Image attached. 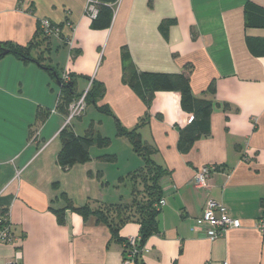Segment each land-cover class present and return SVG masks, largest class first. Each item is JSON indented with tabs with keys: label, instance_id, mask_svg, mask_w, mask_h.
Wrapping results in <instances>:
<instances>
[{
	"label": "crops",
	"instance_id": "obj_1",
	"mask_svg": "<svg viewBox=\"0 0 264 264\" xmlns=\"http://www.w3.org/2000/svg\"><path fill=\"white\" fill-rule=\"evenodd\" d=\"M89 1L0 0V42L27 46L43 19L73 37L72 49L52 37L43 64L75 76L76 95L93 81L103 86L97 103L70 127L78 136L91 129L110 142L93 145L85 163L62 168L67 115L59 109V85L34 61L0 57V217L6 215L14 237L0 242V264L18 251L20 264H124L123 243L110 228L68 207L97 210L134 198L129 175L144 161L112 122L105 130L101 115L126 130L139 126L155 150L153 160L166 170L160 183L166 203L158 232L144 242L142 264H264V236L254 228L264 218V29H246L244 13L248 3L264 8V0H118L107 29L92 27ZM126 63L139 74H181L190 66L193 94L213 102L210 132L185 145L179 128L193 116L182 110L180 93L158 92L146 104L124 81ZM206 165L219 171L209 189H196L195 175ZM126 182L128 194L120 190ZM209 199L223 203L242 227L208 239L202 215ZM119 233L140 236V224L130 220Z\"/></svg>",
	"mask_w": 264,
	"mask_h": 264
},
{
	"label": "trees",
	"instance_id": "obj_2",
	"mask_svg": "<svg viewBox=\"0 0 264 264\" xmlns=\"http://www.w3.org/2000/svg\"><path fill=\"white\" fill-rule=\"evenodd\" d=\"M97 1L98 14L92 21V27L94 29H107L110 27L113 19V6L118 0ZM244 13L246 29H264V8L254 3H248L245 6ZM51 38L52 37H48L43 33L39 22L37 32L33 40L27 46L0 42V57L4 56V51H8V53L15 55L25 62L34 61L48 70L53 80L60 88L59 109L68 115L69 106L82 94L76 95L75 76L71 75L70 82L64 84L62 82L63 72L60 74L51 65L43 64V62L46 61L44 55L50 52L48 42ZM66 39L67 37H64L61 33V40H63L65 44ZM253 42L252 40L250 41L251 46L254 45ZM35 50L40 51L39 56L36 58L31 55V52ZM123 55L124 61H128L127 54L124 52ZM189 69L190 66H187L186 71L181 74H139L131 63H126L123 66V78L126 83L138 92L140 97L148 105H151L158 92H179L182 110L193 116L192 122L185 127H180L179 132L182 142L188 147H192L202 136L210 132V118L213 110V102L205 98H198L193 94L190 85ZM102 94H104L103 86L93 81L86 97L87 105L97 103V99H99ZM98 110L111 115V111L108 108H98ZM117 131L119 136L126 138L130 142L136 154L144 161V166L141 169L129 175V179L133 186L134 198L132 202L129 205H109L97 210H91L88 206L76 207L71 202L68 207L86 217L93 215L98 222L105 223L110 228L113 239L121 241L123 245L126 243L127 238L123 239L120 237L119 232L121 227L130 220H137L140 224V236L142 239L140 247H143L145 240L158 232V217L161 213V209H158L157 206L163 199L160 183L163 176L166 175V170L153 160L155 150L142 140L139 126L133 130H126L121 126L119 121H117ZM60 136L62 149L58 155V164L62 168H69L88 161L89 150L93 145L104 148L109 144L108 139L102 137L99 133H95L91 129L86 135L78 136L71 127H67L62 130ZM107 158L111 159V157ZM56 213L59 222L63 223V211L60 210ZM2 216L0 217V230L5 226H9L6 215ZM124 253L123 247V255ZM141 255L136 258V264H142Z\"/></svg>",
	"mask_w": 264,
	"mask_h": 264
},
{
	"label": "built area",
	"instance_id": "obj_3",
	"mask_svg": "<svg viewBox=\"0 0 264 264\" xmlns=\"http://www.w3.org/2000/svg\"><path fill=\"white\" fill-rule=\"evenodd\" d=\"M98 1L90 0L85 13L94 19L98 14L97 8ZM40 27L43 33L48 37H58L61 39V28L55 25L48 19H43L40 21ZM66 45L73 48V37H67L65 40ZM62 82L68 84L71 80V74L68 71H63ZM89 89L86 90L82 95L71 103L69 106L68 115L65 118L64 128L71 126V120L76 117L82 116L87 108L86 97ZM63 128V129H64ZM219 168L215 165H206L200 168L194 178L193 186L196 189H209V180L211 176L218 172ZM165 199L163 198L159 204L158 209H162L165 205ZM242 227V222L240 219L231 217L227 207L218 201L209 199L205 205L202 215V228L204 229L205 236L210 240H215L218 237L224 235L231 229H239ZM254 228L259 231L264 236V218L256 221ZM14 237L11 233L10 227L5 226L0 230V242L11 243ZM141 236L129 237L127 238L124 247V264L135 263L137 257H139L143 251L144 247H140ZM21 253L18 251L15 258L10 260L8 264H20ZM226 264V263H225Z\"/></svg>",
	"mask_w": 264,
	"mask_h": 264
},
{
	"label": "rangeland",
	"instance_id": "obj_4",
	"mask_svg": "<svg viewBox=\"0 0 264 264\" xmlns=\"http://www.w3.org/2000/svg\"><path fill=\"white\" fill-rule=\"evenodd\" d=\"M55 53H56V51H55ZM54 86L57 88V85L56 84H54ZM88 106V105H87ZM89 106H92V105H90L89 104ZM93 110H94V108L93 107H91L90 108V111H89V116H90V114H92L93 113ZM102 117V120L104 121V128H105V130H108V128H109V123L108 122H112L113 123V125H114V127H112V129L115 131V128L117 129V127H116V125H115V123H114V120L112 119V118H110V117H107L106 115H101ZM96 119L95 117H90V119ZM76 120H78V119H76ZM97 121H100L99 119H97ZM110 130V129H109ZM111 133V132H110ZM110 143V142H109ZM110 144H108L107 146H105L104 148H107L108 146H109ZM107 163H112V162H110V161H106ZM126 185H128V186H126ZM110 190H113V189H110ZM120 190H123V193H129L130 192V190H129V183L128 182H126V183H124V184H121L120 185ZM127 190V191H126Z\"/></svg>",
	"mask_w": 264,
	"mask_h": 264
},
{
	"label": "water",
	"instance_id": "obj_5",
	"mask_svg": "<svg viewBox=\"0 0 264 264\" xmlns=\"http://www.w3.org/2000/svg\"><path fill=\"white\" fill-rule=\"evenodd\" d=\"M8 54V51H4V55Z\"/></svg>",
	"mask_w": 264,
	"mask_h": 264
}]
</instances>
